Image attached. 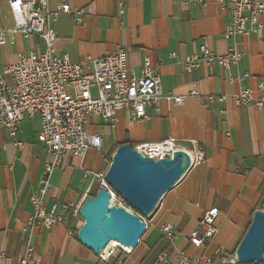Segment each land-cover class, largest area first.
Wrapping results in <instances>:
<instances>
[{
	"label": "crops",
	"instance_id": "obj_1",
	"mask_svg": "<svg viewBox=\"0 0 264 264\" xmlns=\"http://www.w3.org/2000/svg\"><path fill=\"white\" fill-rule=\"evenodd\" d=\"M49 1L51 8L66 2L85 10L83 23L78 24L71 14H61L52 24L57 31L54 47L58 55L79 62L122 46L136 75L142 74L144 60L149 58L154 73L161 76L164 93L185 98L181 103L162 99L160 113L148 107L150 118L133 126L125 110L118 112L116 127L91 115L86 128L100 136L102 148H89L84 157H68L55 169L47 207L63 202L83 204L94 196L99 184L92 177L85 178L84 169L106 173L123 143L134 146L172 137L193 159L180 181L146 217L147 230L131 251L117 248L108 260L101 259L77 238L83 219L68 214L60 225L35 230L32 242L41 264H154L165 249L172 252L167 264L179 263L174 254L177 249L191 260L205 257L215 264H233L229 260L235 258L255 211L264 209V111L254 105L239 106L232 96L241 85L253 88L256 97L264 95V89L258 88L264 81L261 37L250 33L225 39L230 15L214 0H125L123 12L120 0ZM0 22L14 25L9 0H0ZM260 22L264 30V16ZM14 40L0 45V75L20 53L45 50L40 37L17 34ZM201 44L218 54L230 47L239 49L244 57L231 72L249 71L250 76L242 83L232 81L222 67L205 64L187 73L182 61ZM194 85L199 96L189 94ZM208 94H226L228 99L210 103L205 98ZM41 129L38 115L23 120L14 138L5 128L0 129V264H19L24 252L23 227L33 212L31 195L52 159L39 141ZM213 207L219 209L215 221L219 233L208 245L195 246L189 237L203 213ZM167 224L177 235L173 243L161 231Z\"/></svg>",
	"mask_w": 264,
	"mask_h": 264
},
{
	"label": "built area",
	"instance_id": "obj_2",
	"mask_svg": "<svg viewBox=\"0 0 264 264\" xmlns=\"http://www.w3.org/2000/svg\"><path fill=\"white\" fill-rule=\"evenodd\" d=\"M124 1L120 0L121 12ZM214 1L230 15L223 33L225 39L257 33L262 39L264 55V30L260 22V18L264 16V1ZM9 6L14 25L9 27L0 22V45L5 44L8 39L13 43L17 34L24 38L40 37L45 42L44 51L20 53L18 60L7 65L0 75V129L5 128L14 138L23 120L40 116L42 129L38 138L47 147L52 158L46 163L39 185L31 195L33 212L23 227L24 252L19 261V264H41V255L32 242L35 230L60 225L68 220V214L74 218H82L79 213L82 204L54 203L48 208L47 198L51 190L52 174L65 159L84 157L89 148L101 150L100 136L90 134L86 128L89 117L98 115L116 127L118 112L125 110L131 115L129 125L133 126L150 118L148 107L160 113L162 99L181 103L185 96L164 93L161 76L154 73L149 58L144 60L142 74L136 75L129 67L127 53L122 46L102 57L88 56L79 62H72L68 57L58 55L54 47L57 31L52 24L61 14H71L78 24L83 23V8L73 7L66 2L51 8L49 0H9ZM243 57L244 53L235 47H230L224 54H218L207 44H201L182 64L187 73L201 64L218 65L227 71L229 80L242 83L250 76V72L234 75L231 71L233 66L242 62ZM258 88L264 89V81L259 83ZM254 92L253 88L241 85L232 96L239 106L254 105L264 111V95L256 97ZM189 94L200 95L197 85L193 86ZM227 97L226 94H208L205 98L211 103L215 100L225 101ZM133 147L145 156L156 159L171 156L181 148L172 137ZM83 176L92 177L93 181L98 182L99 188L111 193L112 200L119 198L122 201L119 204L126 206L123 198L108 184L105 172L86 168ZM218 216L219 209L216 207L203 213L199 226L189 237L193 245L203 247L215 238L219 233L215 224ZM141 217L147 224L146 217ZM161 231L170 243L175 241L177 235L171 225H163ZM117 248L131 251L122 245L109 244L98 255L101 259L108 260ZM171 253L169 249L163 250L154 264H167ZM174 254L178 264H215L205 257L191 260L184 250H174ZM229 261L238 264L236 255Z\"/></svg>",
	"mask_w": 264,
	"mask_h": 264
},
{
	"label": "water",
	"instance_id": "obj_3",
	"mask_svg": "<svg viewBox=\"0 0 264 264\" xmlns=\"http://www.w3.org/2000/svg\"><path fill=\"white\" fill-rule=\"evenodd\" d=\"M191 153L180 148L171 156L154 158L145 156L133 145L123 143L117 147L105 173L108 184L126 204L135 209L112 202L111 193L98 188L88 196L80 208L82 225L77 238L85 246L100 254L112 240L133 249L147 230L141 217H148L163 195L174 187L192 165ZM239 264L264 261V209L255 211L253 221L236 250Z\"/></svg>",
	"mask_w": 264,
	"mask_h": 264
},
{
	"label": "rangeland",
	"instance_id": "obj_4",
	"mask_svg": "<svg viewBox=\"0 0 264 264\" xmlns=\"http://www.w3.org/2000/svg\"><path fill=\"white\" fill-rule=\"evenodd\" d=\"M112 202L113 203H116V204H119V202H122L119 198H116V199H113L112 200ZM130 208V207H129ZM132 211H134V212H136V210L135 209H133V208H130ZM138 213V212H137Z\"/></svg>",
	"mask_w": 264,
	"mask_h": 264
},
{
	"label": "bare ground",
	"instance_id": "obj_5",
	"mask_svg": "<svg viewBox=\"0 0 264 264\" xmlns=\"http://www.w3.org/2000/svg\"><path fill=\"white\" fill-rule=\"evenodd\" d=\"M110 245H119V246H121V244H119L117 241H115V240H112L111 242H110Z\"/></svg>",
	"mask_w": 264,
	"mask_h": 264
},
{
	"label": "trees",
	"instance_id": "obj_6",
	"mask_svg": "<svg viewBox=\"0 0 264 264\" xmlns=\"http://www.w3.org/2000/svg\"><path fill=\"white\" fill-rule=\"evenodd\" d=\"M125 205H126L127 207H130V206H129L128 204H126V203H125ZM130 208H131V207H130ZM136 212H137V211H136Z\"/></svg>",
	"mask_w": 264,
	"mask_h": 264
}]
</instances>
